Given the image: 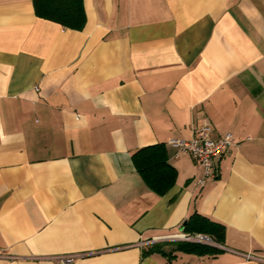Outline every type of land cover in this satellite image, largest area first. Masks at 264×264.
Returning <instances> with one entry per match:
<instances>
[{
  "label": "crops",
  "instance_id": "obj_1",
  "mask_svg": "<svg viewBox=\"0 0 264 264\" xmlns=\"http://www.w3.org/2000/svg\"><path fill=\"white\" fill-rule=\"evenodd\" d=\"M82 5L77 31L0 0V264H264V0ZM204 125L234 143L199 187L168 142ZM157 144L163 196L131 161ZM195 213L217 254L177 250Z\"/></svg>",
  "mask_w": 264,
  "mask_h": 264
},
{
  "label": "trees",
  "instance_id": "obj_2",
  "mask_svg": "<svg viewBox=\"0 0 264 264\" xmlns=\"http://www.w3.org/2000/svg\"><path fill=\"white\" fill-rule=\"evenodd\" d=\"M32 4L35 15L40 19L77 31L84 25L82 0H32ZM131 161L145 185L156 195L163 196L174 185L176 171L167 162L163 144L139 149L131 156ZM182 231L190 236L204 235L216 245H223L225 241L223 225L196 213L188 218ZM176 247L177 250L198 256L215 255L219 252L216 247L193 242H179Z\"/></svg>",
  "mask_w": 264,
  "mask_h": 264
},
{
  "label": "built area",
  "instance_id": "obj_3",
  "mask_svg": "<svg viewBox=\"0 0 264 264\" xmlns=\"http://www.w3.org/2000/svg\"><path fill=\"white\" fill-rule=\"evenodd\" d=\"M233 143V137L230 133L214 139L212 128L204 125L193 132L191 139H172L168 142V145L175 149L176 157L182 154L189 155L201 167L203 175L195 182L199 187H202L206 180L216 178V162L228 153ZM175 240L212 244L211 240L203 235L180 234L175 236ZM71 261V258H63L60 263L67 264Z\"/></svg>",
  "mask_w": 264,
  "mask_h": 264
}]
</instances>
